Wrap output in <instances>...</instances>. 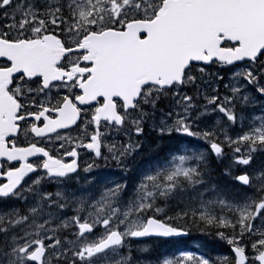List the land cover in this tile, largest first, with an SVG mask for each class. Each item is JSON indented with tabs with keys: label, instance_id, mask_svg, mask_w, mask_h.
Returning <instances> with one entry per match:
<instances>
[{
	"label": "snow or ice",
	"instance_id": "1",
	"mask_svg": "<svg viewBox=\"0 0 264 264\" xmlns=\"http://www.w3.org/2000/svg\"><path fill=\"white\" fill-rule=\"evenodd\" d=\"M0 264H264V0H0Z\"/></svg>",
	"mask_w": 264,
	"mask_h": 264
},
{
	"label": "rangeland",
	"instance_id": "2",
	"mask_svg": "<svg viewBox=\"0 0 264 264\" xmlns=\"http://www.w3.org/2000/svg\"><path fill=\"white\" fill-rule=\"evenodd\" d=\"M209 72H216L217 71V66H213V67H210L208 69ZM223 74V73H222ZM84 160L88 161V162H91V157L89 155H85L84 156ZM100 164L102 165L103 167V161H100ZM115 171V169H113Z\"/></svg>",
	"mask_w": 264,
	"mask_h": 264
},
{
	"label": "trees",
	"instance_id": "3",
	"mask_svg": "<svg viewBox=\"0 0 264 264\" xmlns=\"http://www.w3.org/2000/svg\"><path fill=\"white\" fill-rule=\"evenodd\" d=\"M147 153H145V155H146ZM197 242H193V245H195ZM216 253H213V255H215Z\"/></svg>",
	"mask_w": 264,
	"mask_h": 264
},
{
	"label": "flooded vegetation",
	"instance_id": "4",
	"mask_svg": "<svg viewBox=\"0 0 264 264\" xmlns=\"http://www.w3.org/2000/svg\"><path fill=\"white\" fill-rule=\"evenodd\" d=\"M84 156H85V155H84V154H82V160H84Z\"/></svg>",
	"mask_w": 264,
	"mask_h": 264
}]
</instances>
